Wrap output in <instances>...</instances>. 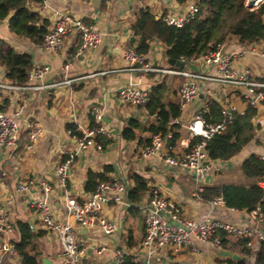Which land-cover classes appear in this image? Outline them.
Masks as SVG:
<instances>
[{"label":"crops","instance_id":"0c3cea01","mask_svg":"<svg viewBox=\"0 0 264 264\" xmlns=\"http://www.w3.org/2000/svg\"><path fill=\"white\" fill-rule=\"evenodd\" d=\"M193 1L197 0H31V8L48 19L50 27L55 22L52 9H59L93 24L102 33L99 45L84 54L79 52L80 39L75 34L67 37L62 51L52 52L14 34L7 21L0 22V39L7 41L18 52L31 54L33 67H49L48 73L32 81V85L55 84L65 79H75L72 84H59L47 89L0 92V105L4 106L1 111L11 113L18 107H24L22 119L38 120L44 128L43 136L33 149L26 147L25 129L14 153L11 149L0 147V205L8 209L13 224L22 220L33 224L35 230L44 232L39 240L40 264H43V259H48L51 264H65L59 235L46 230L30 206L33 198L44 195L40 183L42 180L54 185V191L47 199L56 218L71 223L73 218L67 211V196L74 195L82 199L91 192L85 187L90 171L104 173L107 179L123 178L128 186V199L135 187L132 175L139 174L147 180L149 187L158 188L179 205L186 215L203 216L208 213V200H198L193 196L196 185L194 174L172 167L157 156L143 155V149L151 141V132L138 129L136 138L125 139L124 129L129 120L136 118L142 124L148 125L156 121V116L149 114L144 106L123 104L117 99V92L122 87L133 85L150 90L153 83L164 75L169 79L177 75L163 71L145 73L126 70L129 63L124 54L127 42L134 37L133 24L139 11L147 8L156 17L182 13ZM263 1L258 0L256 8ZM225 45L227 51L240 54L234 62L238 72L249 71L251 80L264 81V40L244 46L233 36ZM144 56L155 67L174 68L169 63L163 43L158 39L150 42L149 52ZM66 64L70 65L68 71L64 69ZM192 65L196 67L194 70L208 76H217L213 68L204 67L200 60ZM0 73L3 78L6 77V70L1 65ZM199 85L198 97L185 113L176 118L177 121L174 119L171 123L177 125L174 130L179 133L171 152L174 156L183 154L187 149L182 142L189 134L185 125L211 99L220 101L228 96L241 112L247 109L243 86L224 85L209 80L200 81ZM174 88L167 89L164 101L168 98L179 101V89L175 96L172 95ZM94 106L104 107L103 124L112 136L108 141L103 138L106 143L103 150L88 149L76 157L70 169L67 186L62 187L58 184L57 167L76 147V139L68 129V124H75V118L84 123L90 121V110ZM252 121L256 126V139L244 146L231 160L213 161L212 168L203 178L204 187L234 182L233 180L242 177L240 167L246 158L254 153L264 154V108L258 110ZM236 165L239 166L238 174L235 173L232 179L226 175V171ZM29 179L34 181L29 189L25 192L18 191L19 185ZM108 196L112 197V194ZM147 199L145 192L139 202L129 199L130 205L127 207L109 202L104 214L117 225L116 231L110 235H105L98 227L76 225L78 238L87 245L79 264H115L116 249L136 256L141 255V242L145 233L144 207ZM212 211L214 217L225 221L250 220V212L246 210L220 206ZM15 238L19 240L17 231ZM102 246L106 249L99 252ZM197 247V250L186 249L180 253L169 254L160 264H231L230 261L256 264L259 249V246L251 248L243 240L232 237L225 238L222 248L202 242H197ZM4 264H22V259L20 256L7 255Z\"/></svg>","mask_w":264,"mask_h":264},{"label":"built area","instance_id":"2783aa9c","mask_svg":"<svg viewBox=\"0 0 264 264\" xmlns=\"http://www.w3.org/2000/svg\"><path fill=\"white\" fill-rule=\"evenodd\" d=\"M250 0H247V4ZM250 6L251 8H256ZM49 6L48 3H45ZM200 10L198 1H193L182 13H171L164 17L169 25L182 27L191 19L195 18ZM55 22L46 34L42 46L52 52H60L64 49L66 39L75 34L80 39L79 52L84 54L96 48L102 38V33L90 23L75 17L69 12L52 9ZM2 20L0 19V22ZM225 42L219 43L216 48L210 50L200 58L204 67L213 68L217 76H208L192 68L196 60H181L184 68L161 69L146 61L144 54L137 50V44L132 40L127 42L125 59L129 63L126 70L140 72H168L184 77L179 89V104L181 114L185 113L199 95V82L203 80L216 81L222 84L240 85L245 88L244 102L249 107L257 110L264 108V81L251 80L249 71L238 72L234 67L235 59L240 55L238 52L227 51ZM70 68L65 65V71ZM49 71L47 65H37L29 73L27 82L13 84L3 78L0 73V92L3 90L24 91L47 89L59 84H72L75 79H65L61 83L32 85L35 79L44 77ZM117 99L123 104L144 106L150 99V90L138 88L133 85L125 86L117 92ZM222 120L218 123H208L203 112L208 109V104L196 111L191 120L185 126L189 130L188 137L183 140L187 147L181 155L171 154L174 147L171 146L173 131L166 134L154 133L150 143L143 149L145 157L157 156L172 167L187 170L194 174L196 185L193 196L203 200V178L212 168V162L208 149L207 140L216 134L223 133L236 113H244L239 110L228 96L220 101ZM24 107H18L11 113L0 110V147L11 149L14 153L20 145L22 131H27V149H33L44 134V128L40 121L23 118ZM104 107L94 106L90 110V121L87 123L75 118L76 147L70 151L68 157L59 163L58 184L66 187L69 180L71 166L76 157L88 149L103 150L104 140L111 138V133L103 124ZM177 121V119H175ZM71 131V130H70ZM72 133V131H71ZM200 138V139H199ZM264 162V154L259 155ZM219 160V159H218ZM33 180L21 183L18 191L25 192L33 184ZM43 196H36L30 202V206L40 220L43 227L59 235L64 250L65 264H79L84 256L87 245L76 234V225L80 227H98L105 235L114 233L116 223L107 218L104 209L109 202L114 204L130 205L128 199V186L123 178H113L100 181L97 187L86 197L79 199L77 196H67V211L73 218V222L62 221L56 218L55 212L47 197L54 191V185L42 180ZM264 187V181L261 182ZM148 199L144 207L145 233L141 242V255L136 256L143 264H160L169 254L180 253L186 249L197 250V242L209 244L213 247L222 248L225 238L232 237L236 240H245V245L251 248L264 242V215L260 208L250 212L249 221H225L214 217L213 209L227 206L222 197L208 200L209 211L203 216H188L184 210L166 197L158 188L148 186L146 190ZM108 194H112L109 197ZM231 208V207H230ZM235 209V208H232ZM35 230V226L30 224ZM15 226L6 207L0 205V264H4L7 255L19 256L17 239L15 238ZM222 231L225 233L222 234ZM106 248L102 246L99 252ZM259 250V249H258ZM126 252L122 249L115 250L116 263H125Z\"/></svg>","mask_w":264,"mask_h":264},{"label":"trees","instance_id":"16d2710c","mask_svg":"<svg viewBox=\"0 0 264 264\" xmlns=\"http://www.w3.org/2000/svg\"><path fill=\"white\" fill-rule=\"evenodd\" d=\"M31 0H0V19L7 21L10 31L17 36L27 38L35 44L42 45L50 29V21L30 6ZM200 10L188 23L182 27L169 25L165 16L156 17L149 9L139 11L133 24L137 50L146 54L150 42L160 40L169 58L192 61L200 58L219 43L226 42L231 37H237L240 44L246 46L264 40V1L257 7L251 8L247 0H197ZM0 65L6 70V77L13 84L27 82L33 68L32 56L27 52H18L7 41L0 39ZM174 68H184L185 65H171ZM183 76L173 75L171 79L164 75L155 81L150 89V99L145 105L149 114L156 116L152 124L144 125L138 119L132 118L124 129V137L132 140L137 136V130L166 134L173 131L170 143L174 147L179 137L172 121L181 115L178 100L163 97L168 88L175 87L172 95L177 94ZM4 106L0 105V110ZM258 110L249 107L244 113H236L228 123L223 133L216 134L207 140V149L211 159L229 161L241 150L256 139V126L253 118ZM208 123H218L222 120L221 105L215 99L208 103V109L203 112ZM68 129L76 133V125L68 124ZM104 138V137H103ZM200 139V138H199ZM106 143L104 142V146ZM242 181L205 186L202 196L206 200L222 197L226 205L238 210L253 211L260 208L264 215V162L258 154H251L241 164ZM135 187L129 195L133 202L141 201L148 189L147 180L134 174ZM104 173L90 171L86 179V190H94L100 181L106 180ZM19 240L17 249L22 264H40L39 240L44 232L34 230L25 221L18 220L14 224ZM225 234V233H224ZM223 234V235H224ZM245 242V240H244ZM131 245V244H130ZM249 250V248H246ZM231 264H245L244 261H230ZM256 264H264V242L256 255ZM124 264H143L134 254L127 252Z\"/></svg>","mask_w":264,"mask_h":264},{"label":"water","instance_id":"95a60500","mask_svg":"<svg viewBox=\"0 0 264 264\" xmlns=\"http://www.w3.org/2000/svg\"><path fill=\"white\" fill-rule=\"evenodd\" d=\"M257 1L258 0H250L249 2H248V5L249 6H255L256 5V3H257ZM169 63L171 64V65H183V62L181 61V60H175V59H172V58H169ZM192 66V68L193 69H195L196 67H195V65H191ZM43 264H51V261H49L48 259H43Z\"/></svg>","mask_w":264,"mask_h":264},{"label":"rangeland","instance_id":"374dc122","mask_svg":"<svg viewBox=\"0 0 264 264\" xmlns=\"http://www.w3.org/2000/svg\"><path fill=\"white\" fill-rule=\"evenodd\" d=\"M238 167H239V166L236 165L235 168H232V167H231V168L227 169V171H226L227 174H226V175L229 176L230 178H232V176H233L235 173L238 174V171H237V170H238ZM228 173H229V174H228ZM232 179H233V178H232ZM241 180H242V177H239V179L237 178V179H235V180H233V181H234V182H235V181L239 182V181H241Z\"/></svg>","mask_w":264,"mask_h":264}]
</instances>
